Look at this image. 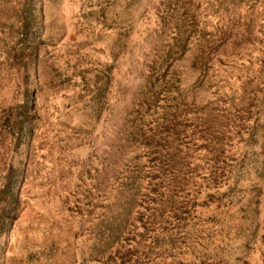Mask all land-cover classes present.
<instances>
[{
	"label": "rangeland",
	"instance_id": "obj_1",
	"mask_svg": "<svg viewBox=\"0 0 264 264\" xmlns=\"http://www.w3.org/2000/svg\"><path fill=\"white\" fill-rule=\"evenodd\" d=\"M0 264H264V0H0Z\"/></svg>",
	"mask_w": 264,
	"mask_h": 264
}]
</instances>
